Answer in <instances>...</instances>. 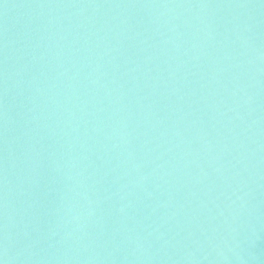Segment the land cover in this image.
Returning a JSON list of instances; mask_svg holds the SVG:
<instances>
[{
  "label": "water",
  "instance_id": "water-1",
  "mask_svg": "<svg viewBox=\"0 0 264 264\" xmlns=\"http://www.w3.org/2000/svg\"><path fill=\"white\" fill-rule=\"evenodd\" d=\"M0 264H264V0H0Z\"/></svg>",
  "mask_w": 264,
  "mask_h": 264
}]
</instances>
